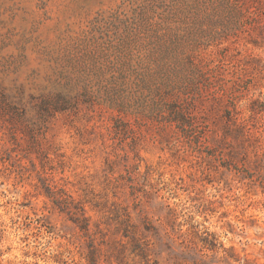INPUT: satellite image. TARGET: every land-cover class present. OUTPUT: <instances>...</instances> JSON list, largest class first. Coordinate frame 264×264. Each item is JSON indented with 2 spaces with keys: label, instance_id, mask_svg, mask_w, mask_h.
Returning a JSON list of instances; mask_svg holds the SVG:
<instances>
[{
  "label": "rangeland",
  "instance_id": "rangeland-1",
  "mask_svg": "<svg viewBox=\"0 0 264 264\" xmlns=\"http://www.w3.org/2000/svg\"><path fill=\"white\" fill-rule=\"evenodd\" d=\"M93 259L264 264V0H0V264Z\"/></svg>",
  "mask_w": 264,
  "mask_h": 264
},
{
  "label": "trees",
  "instance_id": "trees-1",
  "mask_svg": "<svg viewBox=\"0 0 264 264\" xmlns=\"http://www.w3.org/2000/svg\"><path fill=\"white\" fill-rule=\"evenodd\" d=\"M253 109V108H252ZM48 191V190H47ZM47 193H50V192H47ZM84 223V222H83ZM85 224H82L81 227H84ZM92 263L95 264V261L94 259L92 260Z\"/></svg>",
  "mask_w": 264,
  "mask_h": 264
}]
</instances>
